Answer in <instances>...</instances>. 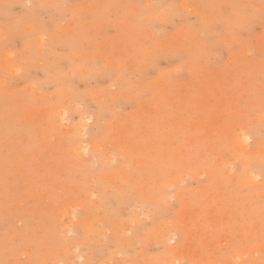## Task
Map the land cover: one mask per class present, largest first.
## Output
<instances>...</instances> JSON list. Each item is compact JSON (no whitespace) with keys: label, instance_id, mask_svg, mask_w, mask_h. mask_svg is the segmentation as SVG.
<instances>
[{"label":"rangeland","instance_id":"1","mask_svg":"<svg viewBox=\"0 0 264 264\" xmlns=\"http://www.w3.org/2000/svg\"><path fill=\"white\" fill-rule=\"evenodd\" d=\"M0 264H264V0H0Z\"/></svg>","mask_w":264,"mask_h":264},{"label":"bare ground","instance_id":"2","mask_svg":"<svg viewBox=\"0 0 264 264\" xmlns=\"http://www.w3.org/2000/svg\"><path fill=\"white\" fill-rule=\"evenodd\" d=\"M243 135H245V134H243ZM248 138V137H247ZM262 172V171H261ZM249 211V210H248ZM249 219V218H248ZM249 221V220H248ZM256 241V240H255ZM263 255V254H262Z\"/></svg>","mask_w":264,"mask_h":264}]
</instances>
